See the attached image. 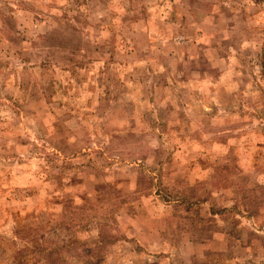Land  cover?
Wrapping results in <instances>:
<instances>
[{
	"label": "rangeland",
	"instance_id": "374dc122",
	"mask_svg": "<svg viewBox=\"0 0 264 264\" xmlns=\"http://www.w3.org/2000/svg\"><path fill=\"white\" fill-rule=\"evenodd\" d=\"M47 251L264 264V0H0V264Z\"/></svg>",
	"mask_w": 264,
	"mask_h": 264
},
{
	"label": "trees",
	"instance_id": "16d2710c",
	"mask_svg": "<svg viewBox=\"0 0 264 264\" xmlns=\"http://www.w3.org/2000/svg\"><path fill=\"white\" fill-rule=\"evenodd\" d=\"M109 236H110L109 234H105V235L101 234V237H100V239L98 241L99 248L103 249V245L105 243H107V242L113 243V242L118 240L117 238H119V237H109ZM47 254L50 255V260L52 261V264H58V263L61 264L60 256L59 257L58 256L52 257L53 256V251H50L49 253L47 251ZM92 255L96 256L97 255V251L92 253Z\"/></svg>",
	"mask_w": 264,
	"mask_h": 264
},
{
	"label": "crops",
	"instance_id": "0c3cea01",
	"mask_svg": "<svg viewBox=\"0 0 264 264\" xmlns=\"http://www.w3.org/2000/svg\"><path fill=\"white\" fill-rule=\"evenodd\" d=\"M191 62H192V60H191ZM162 246H165V244L162 245ZM192 246H193V243H192ZM209 246H211V248H212L213 250H216L215 248L218 247L217 240H211ZM212 253H213V254H212ZM212 253H211L210 256L208 257V258H209V262H211V260H212L213 257H216V256H217V254H215L214 252H212Z\"/></svg>",
	"mask_w": 264,
	"mask_h": 264
}]
</instances>
